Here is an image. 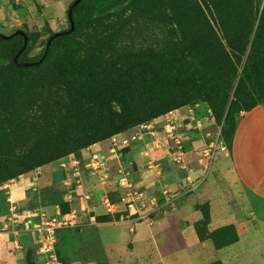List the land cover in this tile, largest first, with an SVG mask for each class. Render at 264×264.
Instances as JSON below:
<instances>
[{"label": "rangeland", "instance_id": "obj_1", "mask_svg": "<svg viewBox=\"0 0 264 264\" xmlns=\"http://www.w3.org/2000/svg\"><path fill=\"white\" fill-rule=\"evenodd\" d=\"M72 1L0 0V32L39 33L37 43L29 44L33 57L49 35L66 29L65 11ZM231 11L240 22L227 19ZM259 29L263 35L257 37ZM75 38L79 48L73 61L99 62L101 88L127 89L128 122L119 129L108 108L78 98L84 79L63 69L64 51L58 47L33 68L14 70L0 60V220H7L8 192L19 176L34 170L39 175L44 166L70 175L81 169L102 172V151H91L100 142L126 165L123 138L136 128L147 132L152 122L172 159L167 164L178 165L182 153L193 151L208 172L239 116L264 100V67L249 63L264 50V0H142L122 16L80 26ZM171 68L177 78L167 80ZM106 131L111 133L107 139L89 144ZM43 161L50 162L36 167ZM28 167L34 169L22 173ZM112 195L104 197L110 202L121 197ZM228 197L234 199L233 191ZM92 231H65L60 238L67 244L64 254L77 258L83 247L96 249ZM87 233L91 246L83 237Z\"/></svg>", "mask_w": 264, "mask_h": 264}, {"label": "crops", "instance_id": "obj_2", "mask_svg": "<svg viewBox=\"0 0 264 264\" xmlns=\"http://www.w3.org/2000/svg\"><path fill=\"white\" fill-rule=\"evenodd\" d=\"M154 125L123 138L126 165L100 142L91 151H102V172L70 175L44 166L39 175L34 170L16 178L8 192L10 213L0 220V264H44L32 233L20 224L5 229L12 211L33 220L71 214L77 226L70 229L93 230L97 248L83 247L77 258L65 255L66 241L57 240L62 264H264V101L239 116L230 147L216 152L208 172L193 151L182 153L178 165L167 164L171 157ZM116 165L141 198L128 201ZM116 193L120 199H110L108 208L104 195ZM103 216L111 220H97ZM83 237L89 246L90 235Z\"/></svg>", "mask_w": 264, "mask_h": 264}, {"label": "trees", "instance_id": "obj_3", "mask_svg": "<svg viewBox=\"0 0 264 264\" xmlns=\"http://www.w3.org/2000/svg\"><path fill=\"white\" fill-rule=\"evenodd\" d=\"M73 1L69 3L65 11V19H66L67 10L71 8L72 20L74 23V31L70 34H67L64 36H56L55 38H53L49 45V48L46 51V55L44 59L49 54V51L51 48L58 47L62 49L64 51L63 69L67 72L74 73L75 75H78L79 77L84 79V83L76 89V94L78 98L82 100L92 99L97 104H100L101 106L108 108L110 112H112L113 120L116 126L119 129L125 128L128 122L127 118L124 116V114H126L127 112L125 102H126V99L131 98V96L129 95V93L128 94L126 93L127 92L126 88L119 87L117 86V84H115V86L113 87H108L105 89L100 87V85L102 84V71H101V66L99 62L97 61L94 62L92 59H89L86 61H80V62L72 60L73 56L76 55V53L78 52V48H79V42L75 38V32L80 26H90L98 21H102L112 16H118V17L122 16L131 7V5H133L136 2L142 1V0H81L77 5L71 6ZM226 17L229 21L240 22L239 15L234 16V12L232 11L228 12ZM66 25H67L66 29H68L69 24H68L67 19H66ZM15 30L16 29H12L6 35H10ZM24 33L26 34L28 41H27L26 47L22 50V52L20 53L18 57V62H30V63L38 62L40 58L42 57L43 53L45 52V45H46L48 38L51 37L55 33H52L45 39V42L42 43L41 45L39 53L33 57H29V52L31 48L29 44L37 43L39 39V33H34V32H24ZM1 34H4V33H1ZM260 34L263 35V32L261 29H259L257 37H260ZM22 45H23V36L21 35L10 36L8 38L0 37V60L6 61L8 65L14 70H20L22 68H25V67H18L13 62V57L16 55V53L19 51ZM260 55L249 63L256 64L263 68L264 67V61H263L264 60V50L262 51L261 57ZM43 60L39 62L37 65H31L28 67H32V68L37 67L43 62ZM261 61H263V64H261L262 63ZM151 66L155 68V73H160L161 71L160 68L154 67V65H151ZM176 71L177 69L171 68L167 72V80H172V79L177 78L176 77L177 75H175ZM169 74H171V76ZM234 76H235V72H234ZM260 83L264 85V80H262ZM151 86H153V84ZM121 90L123 93H120ZM256 105L257 104L251 106L249 109H251L252 107ZM116 108H118V111H116ZM166 111H167V108H164L162 112H166ZM234 130L233 132L230 133L231 136H230V140H229L227 147H230L231 145L232 138L234 135ZM110 135L111 133L108 131L103 132L99 140L92 141V143H89V144H93L97 141L105 140ZM49 162L50 161H43V163L36 165V167L47 165ZM32 169H34V167H28L22 173H26ZM61 210H62V213L68 212V209L65 206H62ZM97 220L98 221H110L111 218L103 216V217L97 218ZM68 230H70V228L65 229V231H68ZM65 231H62L57 236V240L61 238L62 234ZM57 240H56V243H57ZM55 252H56L58 259L61 260L56 251V244H55Z\"/></svg>", "mask_w": 264, "mask_h": 264}, {"label": "built area", "instance_id": "obj_4", "mask_svg": "<svg viewBox=\"0 0 264 264\" xmlns=\"http://www.w3.org/2000/svg\"><path fill=\"white\" fill-rule=\"evenodd\" d=\"M94 166L98 165L97 156H93ZM118 184L126 190L128 201L134 202L143 196L142 191L128 178L126 171H120L118 175ZM105 204L110 208L109 201L105 198ZM17 224L26 232L32 233L36 242L37 252L43 257L44 264H62L55 252V243L57 236L68 228L77 226L75 216L71 214L58 213L55 216L40 215L37 220L31 218H21L20 215L12 211V215L8 218L7 227L17 229Z\"/></svg>", "mask_w": 264, "mask_h": 264}, {"label": "water", "instance_id": "obj_5", "mask_svg": "<svg viewBox=\"0 0 264 264\" xmlns=\"http://www.w3.org/2000/svg\"><path fill=\"white\" fill-rule=\"evenodd\" d=\"M80 1L81 0H74L71 6L77 5ZM66 19L68 21L69 28L66 29V30H64V31L57 32V33L53 34L51 37L48 38V40L46 42V45H45V52L43 53L42 57L40 58V60L38 62H33V63H30V62H18V57H19L20 53L22 52V50L26 47L27 41H28L26 34L21 29H16L10 35H6V34H1L0 33V37L1 38H8L10 36H15V35H21V36H23V45L19 49V51L16 53V55L13 57V62L18 67H28V66H31V65H37L39 62H41L44 59V57L46 55V51L49 48V45H50V43H51V41H52L53 38H55L56 36H64V35L70 34V33H72L74 31V23H73V20H72V11H71V8H69L67 10Z\"/></svg>", "mask_w": 264, "mask_h": 264}]
</instances>
